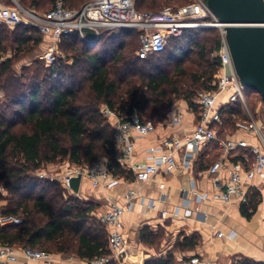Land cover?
<instances>
[{
  "label": "trees",
  "instance_id": "16d2710c",
  "mask_svg": "<svg viewBox=\"0 0 264 264\" xmlns=\"http://www.w3.org/2000/svg\"><path fill=\"white\" fill-rule=\"evenodd\" d=\"M19 1L29 10L38 12L41 8L36 0ZM60 1L68 9H79L87 3ZM133 1L139 12H158L169 0ZM179 5L184 6L182 2ZM3 27L0 25V94L4 97L0 104V187L10 197H22L15 200L11 209L0 211L3 216L21 220L19 225L0 228V245L41 250L64 259L75 257L88 261L107 256L108 232L95 216L97 205L80 202L72 194L74 198L68 197L59 208H53L52 200L63 198L68 191L58 183L37 179L34 173L43 164L64 160L76 167L106 160V169L112 176L133 180L118 161L114 131L102 109L122 116L136 109L143 121L149 120L156 127L165 121L176 102L181 101L197 117L199 108L194 103L197 93L213 91L220 77V61L215 56L220 37L214 29L184 30L181 37L169 40L163 52L142 60L136 55L139 42L134 30L103 33L94 51L77 35L64 37L61 41L65 44L83 43L82 48H74L76 54L71 67L75 72L76 66L86 65L77 71L82 77L78 81L75 74L67 76L62 65L55 62L44 69L43 77L38 72L30 77L24 73L17 76L12 71L14 60L5 58L9 43L20 49L29 42L39 44L41 35L24 26L7 35ZM191 58L192 66L184 67ZM168 66L173 68L172 73L166 72ZM221 119L219 133L225 137L234 134L235 122L244 118L238 104H228L221 110ZM241 154L237 161L249 168L253 156L249 151ZM27 189H37L38 193L34 197L22 194ZM47 191L55 195L51 200L44 196ZM258 203L259 194L253 192L248 203L241 205L242 216L250 219ZM180 236L182 240L165 256L151 258L144 264H184L176 262L175 253L194 250L198 237ZM157 238L148 228L138 234L139 242L144 245H153ZM236 264L264 263L241 259Z\"/></svg>",
  "mask_w": 264,
  "mask_h": 264
},
{
  "label": "built area",
  "instance_id": "2783aa9c",
  "mask_svg": "<svg viewBox=\"0 0 264 264\" xmlns=\"http://www.w3.org/2000/svg\"><path fill=\"white\" fill-rule=\"evenodd\" d=\"M0 25L7 28L18 26L29 27L53 42L64 37L77 35L84 42H94L105 32L115 30H134L138 34L139 49L136 53L139 59H145L152 54L163 52L170 39L181 37L184 30L214 29L220 37V47L215 56L220 61V77L215 83V89L210 92H198L194 103L198 106V116L192 131L183 132L163 139L157 148L150 149L151 162H137L134 158L135 140L147 138L155 133V125L143 121L136 109L127 116L118 115L107 109L102 114L110 121L116 146L118 161L121 167L130 173L134 182L146 184L159 173L170 174L179 166L187 167L191 161L198 158L205 148L214 147L218 150L217 159L207 169L210 176L216 177L226 172V180L221 187H216L211 195L212 201L220 204H231L236 201L240 205L248 203L250 184L256 176L264 177V124L255 121L248 104V96L240 85L234 72L229 50L225 41V26L208 9L204 0H193L187 5L167 8L158 12H139L135 9L133 0H93L79 9H68L58 0L52 9L37 12L24 8L17 0H0ZM55 47H50L39 57L48 64L55 61ZM228 104H238L244 119L235 122V130L253 136L256 144L244 140H235L231 136L220 137L222 127L221 110ZM184 114L178 112L171 122L178 127ZM243 151H249L253 163L249 168L241 162H232V158ZM81 177L90 182L93 190L106 193L117 183L118 178L112 176L106 165L93 163L81 167L72 166L60 174L38 172L37 179L49 183H58L63 189L73 194L69 189L71 178ZM160 188H164L160 185ZM134 192L125 197V204L119 205L107 196V209L98 221L106 228L109 255L97 257L85 264H108L111 261L124 263L125 238L123 234L122 217L132 204ZM150 209L157 210L152 203ZM161 218L167 214L157 210ZM189 212H185L188 217ZM21 220L13 216L0 214V228L19 225ZM221 236V234H218ZM19 255L28 262L51 264L57 260L55 256L41 250L23 248L15 249L0 245V264H18ZM205 264L195 256L188 263Z\"/></svg>",
  "mask_w": 264,
  "mask_h": 264
},
{
  "label": "crops",
  "instance_id": "0c3cea01",
  "mask_svg": "<svg viewBox=\"0 0 264 264\" xmlns=\"http://www.w3.org/2000/svg\"><path fill=\"white\" fill-rule=\"evenodd\" d=\"M178 112L183 113L184 117L178 127H173L171 122ZM194 125L195 115L187 105L184 102L176 104L170 109L165 121L156 126L153 135L135 140V160L151 162V156L156 154L149 153L150 149L157 148L167 137L192 131ZM229 136L249 144L257 143L253 136L241 132ZM218 153L214 147L205 148L187 167L179 166L170 174L159 173L146 184L118 179V183L106 193L110 200L119 205L125 204L124 197L128 193L135 194L130 208L122 217L125 238L123 264H144L151 258L165 256L175 246L174 241L178 234L196 235L198 245L192 251L175 253L177 263H188L195 256L201 258L205 264H236L241 259L264 263V177L256 176L250 184L249 196L253 192L259 194V203L251 218L246 219L241 214V205L238 202L224 205L212 201L211 195L215 188L221 187L227 177L226 172L222 171L214 181L215 177L207 173V169L217 159ZM241 155L240 153L233 157L232 162H236ZM101 164L106 165V160H102ZM160 185L164 188L161 189ZM75 196L97 205L95 213L97 219L107 209L105 193L93 190L88 180H81L79 192ZM152 203L156 205L157 210L164 211L167 216L161 218L157 210L150 209ZM185 212H189L190 215L186 217ZM143 228H148L161 240L165 236L158 250L153 248L154 245L139 242L138 234ZM55 257L57 260L51 264L86 262L75 257L67 259ZM25 263L24 257L19 255L18 264ZM113 264L119 263L114 260Z\"/></svg>",
  "mask_w": 264,
  "mask_h": 264
},
{
  "label": "rangeland",
  "instance_id": "374dc122",
  "mask_svg": "<svg viewBox=\"0 0 264 264\" xmlns=\"http://www.w3.org/2000/svg\"><path fill=\"white\" fill-rule=\"evenodd\" d=\"M19 1V0H18ZM37 3H39V6H41L40 9H38V12H45L48 9H50L52 7V5L58 1V0H36ZM91 0H85L84 3H88ZM193 0H169L168 4H166L165 7H163L162 9L158 10V11H162L164 9L167 8H174L177 7L180 2H182V4H187L189 2H191ZM20 3V1H19ZM83 3V4H84ZM21 4V3H20ZM82 4V5H83ZM82 5H79L82 6ZM180 6V5H179ZM32 8V7H31ZM78 8V7H76ZM7 35H11V33L14 31L15 28H7V27H3L2 28ZM5 33V34H6ZM80 39V38H79ZM81 40V39H80ZM81 42L85 43L83 40H81ZM78 42L74 45H70V44H65L63 41H58V42H53L47 38L41 37L40 38V43L39 44H35L33 42H29L27 45L21 47L20 49H16V45H14L12 42L9 43V48H7V51L5 53V58H12L14 60L13 65H12V71L17 75V76H21L22 73L25 74L26 77H30L33 74H35L36 72L41 73V77L44 76V69L50 67L48 63H46L45 61H42L39 59L40 56H42L43 54H45L47 52V50L50 47H55L56 51H54V56H55V63L62 65L63 67V72L65 74H67V76H69L70 74H75V76L77 77V80L80 81V79L82 78L81 75H79V73L77 71L82 70L84 68H86L85 64H80L78 66L75 67V72H72L73 69H71V67L74 66L73 62H74V56L76 54V51H74V48H82L83 43ZM136 44L138 45L137 41H135ZM6 45H8V42L6 43ZM86 46H89V50L90 51H94L97 50V47L95 48V43L91 42V43H87ZM8 47V46H7ZM171 46H168V49ZM190 61L186 62L184 64V67L186 68H190L191 65V59H189ZM173 68L171 66H168L166 68V72L167 73H172ZM24 82H27V79H24ZM244 94L246 96H248V104H249V108L250 111L252 112L255 121L259 122V124H264V106H262L261 104V100L260 97H257L258 94L256 92H254L253 90H248L246 89L244 91ZM4 97L2 94H0V104L3 102ZM181 103V101L176 102V104ZM175 104V105H176ZM174 105V106H175ZM102 160H99L97 163L101 164ZM73 165H71L69 162H67V160L61 161V162H57V163H53V164H43L40 168V170L36 171L34 173V176L36 177V174L38 172H46L47 174H60L62 172H64L66 170V168L72 167ZM32 176V175H31ZM38 193V190H31V189H27L24 190L22 194L28 195V196H32L34 197L35 194ZM71 193H64V197L60 198L57 197L56 199L54 198L52 200V206L53 208L57 209L61 206V204L64 203V201L68 198H74L73 196H71ZM44 196L46 197V199H50L52 196L54 197L55 195H53V192H45ZM22 197V195H18L16 197H10V195L7 193V191L3 190L0 187V211L3 210H8L11 209L12 207H14L15 205V200L20 199ZM78 198L80 200V202H86L85 200L79 198V197H75ZM51 200V199H50ZM165 240V236H163L162 240L161 238L156 239V242L153 244L156 250H158L162 244V242H164ZM181 240V236H179V234L176 237V240L174 241V244H176V242ZM178 254V253H176Z\"/></svg>",
  "mask_w": 264,
  "mask_h": 264
},
{
  "label": "water",
  "instance_id": "95a60500",
  "mask_svg": "<svg viewBox=\"0 0 264 264\" xmlns=\"http://www.w3.org/2000/svg\"><path fill=\"white\" fill-rule=\"evenodd\" d=\"M204 1L225 26V41L240 85L256 92L264 106V0ZM80 183L79 176L69 180L73 194H78Z\"/></svg>",
  "mask_w": 264,
  "mask_h": 264
}]
</instances>
